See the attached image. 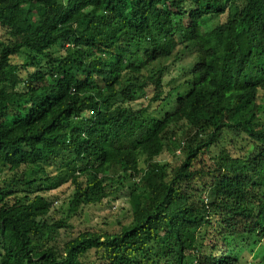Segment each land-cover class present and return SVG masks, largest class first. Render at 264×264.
Here are the masks:
<instances>
[{"label":"trees","instance_id":"obj_1","mask_svg":"<svg viewBox=\"0 0 264 264\" xmlns=\"http://www.w3.org/2000/svg\"><path fill=\"white\" fill-rule=\"evenodd\" d=\"M0 30V264H264V0H0Z\"/></svg>","mask_w":264,"mask_h":264},{"label":"rangeland","instance_id":"obj_2","mask_svg":"<svg viewBox=\"0 0 264 264\" xmlns=\"http://www.w3.org/2000/svg\"><path fill=\"white\" fill-rule=\"evenodd\" d=\"M226 16H227V14H224L222 17H220L219 21H222V22L225 21L226 20ZM1 33H2V31L0 30V34ZM17 60H22V59L20 57ZM67 194H68V192L65 195H67ZM56 206L59 208L60 205L57 204ZM126 206H127L126 199H125V197H122L116 202V207L115 208L118 209L119 207H126ZM62 210L66 211V207H63ZM99 214H101V216H97ZM106 214H109V213L107 212ZM114 214H115V212L113 214H111L110 216H113ZM104 216L105 215L103 214L102 211L99 212L98 209L92 210L87 218L84 217L83 222H89V224H91V225H93L91 222H93V223H95V222L101 223V221L104 219ZM91 219H92V221H91ZM108 219H109V221H113L114 218L109 217ZM69 223L72 226H75V227L83 226L82 224H80L78 221H75V220H70ZM76 230H78V229H75V231ZM73 231H74V229H71V228L60 230L59 235H58L57 238H59V240L63 242V241H65V240H67V239L72 237ZM252 249H253V252L255 254L257 252V245L255 247H253ZM245 251L248 254H250L251 261L253 263H256V261L253 258V254L250 252V249H246Z\"/></svg>","mask_w":264,"mask_h":264}]
</instances>
